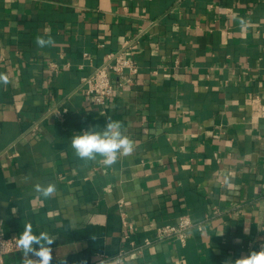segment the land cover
Segmentation results:
<instances>
[{
	"label": "crops",
	"instance_id": "obj_1",
	"mask_svg": "<svg viewBox=\"0 0 264 264\" xmlns=\"http://www.w3.org/2000/svg\"><path fill=\"white\" fill-rule=\"evenodd\" d=\"M116 52L139 71L98 106L82 78ZM0 73L7 236L29 225L52 264H235L264 247V0H0ZM107 118L133 152L79 159L70 138ZM182 215L207 219L185 244L154 240Z\"/></svg>",
	"mask_w": 264,
	"mask_h": 264
},
{
	"label": "clouds",
	"instance_id": "obj_2",
	"mask_svg": "<svg viewBox=\"0 0 264 264\" xmlns=\"http://www.w3.org/2000/svg\"><path fill=\"white\" fill-rule=\"evenodd\" d=\"M54 41L51 37L44 39L41 36L36 38V44L39 47L52 45ZM0 82L7 84L8 77L0 73ZM101 115H103L101 113ZM98 127H92L79 133H74L70 138V144L75 155L82 160L95 161L101 157L100 163L106 167L113 166L120 156L130 155L135 147L134 141L123 131L120 121L107 118L104 128L97 130ZM37 191L44 197H49L55 193L54 185L42 187L37 185ZM47 245L52 241L46 234H41ZM19 247L25 255L35 256L38 258V264H50L51 256L47 254L45 245L41 239L33 235L31 227L25 225V230L19 238ZM235 264H264V247L259 251H252L247 256L239 258Z\"/></svg>",
	"mask_w": 264,
	"mask_h": 264
},
{
	"label": "built area",
	"instance_id": "obj_3",
	"mask_svg": "<svg viewBox=\"0 0 264 264\" xmlns=\"http://www.w3.org/2000/svg\"><path fill=\"white\" fill-rule=\"evenodd\" d=\"M52 65L55 69L57 68L55 63ZM138 71L139 67L135 60L125 56L122 52L112 53L106 63L97 67L92 74L82 78V86L94 104L104 106L116 92L117 80L122 84L121 80L130 79ZM120 205H123V203L121 202ZM206 219L194 220L189 215H182L176 223L158 226L154 240L178 239L185 244L191 230L194 228L202 230ZM151 243L152 240H146L141 245L131 242L130 247H123L113 259L118 262H124L128 255L133 252H141L145 245ZM18 248L19 242L17 238L9 237L0 230V264H5V255L16 251ZM107 259L102 258L96 264H103ZM50 264L52 263L50 262Z\"/></svg>",
	"mask_w": 264,
	"mask_h": 264
}]
</instances>
